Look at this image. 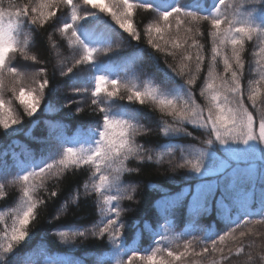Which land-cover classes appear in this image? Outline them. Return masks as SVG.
<instances>
[{
  "label": "snow or ice",
  "instance_id": "6c2138e0",
  "mask_svg": "<svg viewBox=\"0 0 264 264\" xmlns=\"http://www.w3.org/2000/svg\"><path fill=\"white\" fill-rule=\"evenodd\" d=\"M138 10L150 14L142 29L134 23ZM104 16L110 17L111 22ZM203 25H207L206 31L202 30ZM45 26L74 50L71 66L60 61L61 75L94 85L75 88L74 92L90 93L91 111L98 119L94 127L73 135L60 131L39 156L29 151L20 158L12 182L20 186L21 204L14 210L11 226L0 229V264H18L14 259L17 249L29 238L28 226L37 218V209L46 205L45 197L37 194L43 191L49 200L58 194L48 189V181H60L68 172L85 167L90 174L82 185L83 195H95L100 219L91 227L58 230L56 235L66 244L89 234L106 240L111 246L110 255L99 257L97 264H196L190 257L201 258L198 264H237L240 258L243 264H264V232L257 233L248 227L251 221L244 219L253 215L250 209L255 205L246 196L233 197L247 177L232 165V161L239 160L241 151L254 152L256 146L264 159V0H28L22 4L0 0V129L5 135L18 132L14 126L23 123L22 116L33 117L45 99L50 84L47 69L38 67L29 73V65L13 62L19 57L34 65L41 63L30 53L25 31L30 33ZM206 38L210 43L207 50L203 42ZM124 39L143 40L154 53L171 57L175 63L165 60V64L182 83L174 87L147 84L141 88L121 80L119 71L135 67L143 53L137 49L119 57L117 62L113 54L121 45L116 42ZM49 41L59 54L62 45L52 35ZM253 41L257 42L258 50L253 55L259 57L256 62L260 75L245 86L244 53L246 45ZM99 55L109 59L98 60ZM81 65L90 66L91 78L75 76L74 69ZM220 65L222 71L218 70ZM171 79L165 73V81ZM198 80H202L199 91L206 100L205 106L194 95ZM122 88L129 93L128 102L151 103L171 118V122H162V136H191L185 125L206 132L201 147L180 149L181 159L172 170L187 169L203 178L194 189L182 190V194L191 197L193 217L215 210L236 227L216 235L205 230L197 250L196 237L187 239L191 232L172 234L170 209L177 200L167 194L161 197L164 222L161 225L159 219L156 221L162 231L147 221L129 226L121 218L124 209L120 202L134 200L136 192V187L126 184L124 177L140 172V167L129 166V161L144 164L154 159L152 149L136 142L137 135L149 131L138 124L137 113L122 106L117 110L113 105L115 99H125L120 95ZM5 93H10L11 99L6 100ZM13 99L22 106V116L14 114ZM221 149L223 158L216 155ZM167 154L172 155L170 151ZM162 160L163 155L156 156L157 163ZM7 175L6 170L0 171V177ZM4 187L0 183V197ZM153 189L158 190L156 186ZM79 195L77 189L71 202L75 203ZM67 207L65 203L55 218L59 219ZM255 214L264 217V195ZM257 223H264V219ZM190 225L195 228L194 221L190 220ZM145 233L150 236L151 247L142 251Z\"/></svg>",
  "mask_w": 264,
  "mask_h": 264
},
{
  "label": "trees",
  "instance_id": "16d2710c",
  "mask_svg": "<svg viewBox=\"0 0 264 264\" xmlns=\"http://www.w3.org/2000/svg\"><path fill=\"white\" fill-rule=\"evenodd\" d=\"M16 3H21V0H14ZM28 0H24L27 3ZM103 16V14H101ZM149 13L138 10L134 17V23L141 27L148 22ZM106 21H110V17H103ZM207 25L202 26V30L206 31ZM25 35L29 36L30 53L37 56L41 61L39 65H34L30 61H23L17 57L13 62L17 65H29L27 71L33 72L36 68L42 67L47 69V76L50 84L45 90V99L41 102V107L33 117L22 116V106L12 100L11 107L14 114L22 116L23 123L14 127L19 131L11 135H5L0 129V171L6 170L8 175L6 178L0 177V183H4V195L0 197V229L5 225L11 226L15 218V209H18L21 204L20 186L12 182L17 165L20 158L26 152H32L39 156L46 150L52 141L53 137L60 131H66L73 135L81 130H87L89 127H94L98 117L91 111V96L90 93L77 94L75 88L89 87L92 88V83L89 81H73L68 76H63L60 73L61 65L56 60V56L63 57L66 66H71L73 62L74 50L69 49L66 43L59 40V35L48 26L45 28H36L32 32L25 31ZM49 35H52L62 46L57 50L51 47ZM126 37L127 34H124ZM206 50L210 48V43L206 38L204 41ZM116 43L121 47L113 56L119 60V57L125 56L137 49H142L140 59L137 60L135 67L124 68L119 71L118 75L121 80L134 82L139 87L143 88L147 84H158L166 87H174L176 84L182 83L179 77L174 76L167 68L165 60L169 63H175L171 57H165L163 54L154 53L153 50L143 40L137 42L132 40H118ZM256 41L249 42L246 45L244 53L246 65L244 72V83L247 86L249 81L259 79L260 71L257 60L259 57L254 56L253 52L256 49ZM156 59L150 58V55ZM98 60H107L109 57L99 55ZM89 65H81L74 69L75 76L89 77L92 73L89 72ZM222 71V65L218 67ZM165 73L172 77L170 81H165ZM203 75V74H202ZM202 80L197 81L194 88V95L201 106L206 105L204 97L200 96V87ZM129 93L125 89H121L120 95L125 99L119 98L113 101V105L118 110L121 106L129 112L137 113V122L144 128L148 129L147 133L139 134L135 137L138 144L144 145L148 149L153 150L154 159L152 162L138 164L136 161H129V166L140 167L139 173L127 174L124 177L126 184H131L136 187L134 200H123L120 206L124 209L122 219L127 225L131 226L135 223H143L145 221L156 225L157 219L160 224H163V207L164 203L161 197L165 194L177 200V204L173 209H170L172 215V234L180 235L186 232H191L192 235L187 239L196 237L195 246L197 250L200 248L199 240L204 236L205 230L210 231L213 235L224 234L230 228L236 227L234 223L222 219L217 215L215 210L210 211L206 215L193 217L190 207L191 197L182 194V190L192 188L201 182L203 179L189 172L187 169L172 170V166L181 159L180 149H191L201 147V141L206 138V132L203 129H198L192 125H185L187 131L191 132V136L185 134L175 135L171 138L164 137L160 134L162 122L171 118L164 116L158 108L146 102L140 105L138 102H128L126 97ZM87 96V97H86ZM5 99H11L10 93H5ZM46 105H50L46 106ZM78 108H82V112H77ZM11 131V130H10ZM219 147V146H217ZM171 152L169 156L167 153ZM221 152L216 153L217 156L223 158ZM163 155V160L156 162V156ZM172 164H169V161ZM262 167H258L255 174H241L247 179L241 182L239 190L233 193L234 198H242L246 196L250 203L255 206L250 209L253 215L244 217L250 220L248 227H253L257 233L264 232V223L257 221L264 219L255 213L260 210V200L264 195V173L258 175ZM88 169L81 168L68 172L60 181L51 179L48 181L47 187L49 190H56L57 196L48 199L44 192L41 191L37 195L44 196L46 205L40 206L37 209V218L28 226L30 233L17 249L14 259L20 264L29 258L33 264H56L58 261L67 260H82L84 264H97V260L101 256L110 255V245L106 240H99L92 237L90 234L87 237H75L74 242L62 243L58 235V230H69L76 228L91 227L100 219L99 209L95 204V195L85 197L83 195V183L89 177ZM212 179H216L213 177ZM156 186L158 190H154ZM79 189V199L75 203L71 202L76 190ZM157 194V196H156ZM179 194V195H178ZM219 199V197H217ZM67 203V211L60 214L59 219H56L58 211ZM235 219V215L233 216ZM190 220L194 221L195 228L191 227ZM243 223V221H241ZM158 230L163 229L156 225ZM239 231V230H238ZM182 240L180 243L182 244ZM259 242V241H257ZM151 247V239L149 234L145 233L141 241L142 251ZM175 247V245H173ZM199 257H190L189 260L196 262L200 261ZM243 264V258L237 262Z\"/></svg>",
  "mask_w": 264,
  "mask_h": 264
},
{
  "label": "rangeland",
  "instance_id": "374dc122",
  "mask_svg": "<svg viewBox=\"0 0 264 264\" xmlns=\"http://www.w3.org/2000/svg\"><path fill=\"white\" fill-rule=\"evenodd\" d=\"M24 3V0H21V4ZM56 60L60 64L61 60H64L63 57L57 55ZM87 97V96H86ZM233 147H236L235 145ZM242 150L244 146H239ZM234 168L239 170L240 174H255L258 167H262L258 175L264 173V159L261 158V152L259 146H256V150L253 151H241L239 160L232 161ZM29 261V258L27 259ZM33 264V263H31Z\"/></svg>",
  "mask_w": 264,
  "mask_h": 264
},
{
  "label": "bare ground",
  "instance_id": "6f19581e",
  "mask_svg": "<svg viewBox=\"0 0 264 264\" xmlns=\"http://www.w3.org/2000/svg\"><path fill=\"white\" fill-rule=\"evenodd\" d=\"M156 196H157V194H156Z\"/></svg>",
  "mask_w": 264,
  "mask_h": 264
}]
</instances>
